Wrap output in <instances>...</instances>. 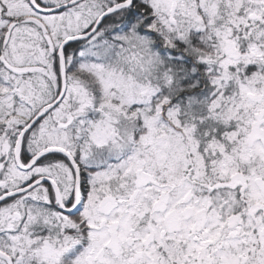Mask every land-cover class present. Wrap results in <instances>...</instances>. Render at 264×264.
<instances>
[{
  "label": "snow or ice",
  "instance_id": "obj_1",
  "mask_svg": "<svg viewBox=\"0 0 264 264\" xmlns=\"http://www.w3.org/2000/svg\"><path fill=\"white\" fill-rule=\"evenodd\" d=\"M0 264H264V0H0Z\"/></svg>",
  "mask_w": 264,
  "mask_h": 264
}]
</instances>
